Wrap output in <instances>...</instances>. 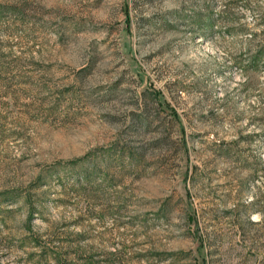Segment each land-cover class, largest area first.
I'll use <instances>...</instances> for the list:
<instances>
[{"label":"rangeland","instance_id":"obj_1","mask_svg":"<svg viewBox=\"0 0 264 264\" xmlns=\"http://www.w3.org/2000/svg\"><path fill=\"white\" fill-rule=\"evenodd\" d=\"M0 264H264V0H0Z\"/></svg>","mask_w":264,"mask_h":264}]
</instances>
